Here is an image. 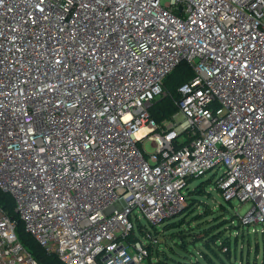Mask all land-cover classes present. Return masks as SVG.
Returning <instances> with one entry per match:
<instances>
[{
	"label": "built area",
	"instance_id": "obj_1",
	"mask_svg": "<svg viewBox=\"0 0 264 264\" xmlns=\"http://www.w3.org/2000/svg\"><path fill=\"white\" fill-rule=\"evenodd\" d=\"M209 174L264 227V0H0V191L48 253L159 264L141 218L162 225ZM16 229L0 208V264H40Z\"/></svg>",
	"mask_w": 264,
	"mask_h": 264
},
{
	"label": "rangeland",
	"instance_id": "obj_2",
	"mask_svg": "<svg viewBox=\"0 0 264 264\" xmlns=\"http://www.w3.org/2000/svg\"><path fill=\"white\" fill-rule=\"evenodd\" d=\"M144 145L147 152L154 151L149 141ZM211 176L209 174L192 183L187 206L194 207L188 214L180 215V212L156 228H151L146 219L141 218L143 227L150 228L157 239L151 261L264 264V227H255L258 230L255 232L253 227L245 226L241 217L248 212L250 204H242L238 200L226 202L214 183L208 184ZM198 187L202 188L196 193ZM194 199L196 203L192 202ZM136 233L139 234V229ZM224 248L228 250L224 251Z\"/></svg>",
	"mask_w": 264,
	"mask_h": 264
},
{
	"label": "trees",
	"instance_id": "obj_3",
	"mask_svg": "<svg viewBox=\"0 0 264 264\" xmlns=\"http://www.w3.org/2000/svg\"><path fill=\"white\" fill-rule=\"evenodd\" d=\"M192 77L193 72L186 63L180 64L172 72V74L168 76L164 83L168 95L166 97H162L154 101L153 105L150 108V114L154 119H156L159 123H162L165 120H169L172 118V116L178 110L176 106V100L179 97L177 90L182 84L190 80ZM195 180H193V182ZM207 182L208 184L213 183V181L211 180H208ZM199 188L202 187H198L196 193L199 192ZM192 202L196 203L197 201H195L194 199L192 200ZM193 207L194 206L188 208V206H186L180 215L188 214L189 212H191V208ZM0 208H2L10 218L17 221L16 232L20 242L40 264H63V262L59 259L57 255L53 253H48L36 242V240L30 234L26 232L24 224L21 222L20 218L15 212V204L13 198L2 191H0ZM139 232H141V235H145V231L143 229L139 228ZM158 263L170 264L167 263L164 259L160 260Z\"/></svg>",
	"mask_w": 264,
	"mask_h": 264
}]
</instances>
